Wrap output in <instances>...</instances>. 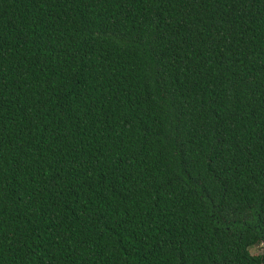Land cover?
<instances>
[{
    "label": "trees",
    "instance_id": "16d2710c",
    "mask_svg": "<svg viewBox=\"0 0 264 264\" xmlns=\"http://www.w3.org/2000/svg\"><path fill=\"white\" fill-rule=\"evenodd\" d=\"M264 0H0V264H264Z\"/></svg>",
    "mask_w": 264,
    "mask_h": 264
},
{
    "label": "rangeland",
    "instance_id": "374dc122",
    "mask_svg": "<svg viewBox=\"0 0 264 264\" xmlns=\"http://www.w3.org/2000/svg\"><path fill=\"white\" fill-rule=\"evenodd\" d=\"M263 251H264V249H263V244H261V245H257V246H254V247H252V248L250 249V252H251V254H253V255H256V254H262Z\"/></svg>",
    "mask_w": 264,
    "mask_h": 264
}]
</instances>
